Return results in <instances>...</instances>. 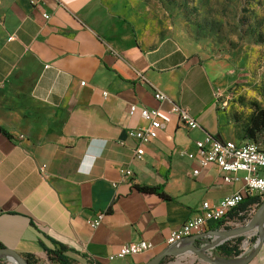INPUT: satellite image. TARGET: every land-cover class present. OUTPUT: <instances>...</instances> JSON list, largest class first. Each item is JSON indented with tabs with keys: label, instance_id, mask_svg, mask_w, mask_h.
Instances as JSON below:
<instances>
[{
	"label": "crops",
	"instance_id": "1",
	"mask_svg": "<svg viewBox=\"0 0 264 264\" xmlns=\"http://www.w3.org/2000/svg\"><path fill=\"white\" fill-rule=\"evenodd\" d=\"M225 67L176 38L144 35L124 0H0L1 246L33 260L59 244L72 264H144L203 202L241 192V180L225 184L218 168L179 154L207 135L264 148V131L250 139L236 104L216 102ZM156 91L199 127L181 124ZM130 106L158 111L149 143L129 136L147 126ZM138 241L153 249L115 257ZM248 264H264V246Z\"/></svg>",
	"mask_w": 264,
	"mask_h": 264
},
{
	"label": "rangeland",
	"instance_id": "2",
	"mask_svg": "<svg viewBox=\"0 0 264 264\" xmlns=\"http://www.w3.org/2000/svg\"><path fill=\"white\" fill-rule=\"evenodd\" d=\"M124 5L138 29L146 36L161 40L176 38L192 45L208 58L226 62L222 78L229 105L236 104L243 117L264 108V0H124ZM258 207H252L244 219L229 221L221 230H235L248 226ZM259 229L229 237L226 241L241 238L240 254L245 257L259 241ZM213 240L208 241L209 244ZM264 246V227L260 250ZM220 256L216 248L200 254L165 258L161 264H210ZM181 258V259H178ZM46 264L45 257L33 260ZM0 264H12L0 258Z\"/></svg>",
	"mask_w": 264,
	"mask_h": 264
},
{
	"label": "built area",
	"instance_id": "3",
	"mask_svg": "<svg viewBox=\"0 0 264 264\" xmlns=\"http://www.w3.org/2000/svg\"><path fill=\"white\" fill-rule=\"evenodd\" d=\"M8 39L11 40V37ZM81 85H84V83H81ZM103 94L106 96V92ZM154 99L161 103H170V113L176 116L177 120L186 128L191 130L199 127L186 108L173 103L164 94L156 91ZM216 102L220 105V109H225L229 105V98L225 94H217ZM135 113L139 114L147 123V126L129 132V136L136 138L139 144L149 143L156 138L158 131L162 128V124L158 118V111L130 106L128 114L134 115ZM143 154L144 151L141 147H137L134 150L136 159H141ZM179 154L186 156L189 160L196 161L199 168L207 166L218 168L222 173V181L225 184L241 180L243 188L241 192L227 196L215 205L203 202L191 219L170 232L166 240V246L179 244L187 237L208 231L209 222H220L246 196L256 195L264 200V174L260 173L264 171V148H260L257 144L253 142L236 144L232 141H222L207 135L203 140L195 142L192 152L186 153L182 151ZM44 168L45 166L39 168L40 173L44 172ZM198 173L199 170H193L192 172L193 175H197ZM240 173L242 174L241 177H239ZM131 175L130 170L122 171L123 178L130 177ZM102 217V214H98L93 220L89 221V227H98ZM228 224L229 222H224L221 227H225ZM152 249L153 246L149 242H133L122 246L115 257H133L147 253ZM110 259H113V257H110Z\"/></svg>",
	"mask_w": 264,
	"mask_h": 264
},
{
	"label": "water",
	"instance_id": "4",
	"mask_svg": "<svg viewBox=\"0 0 264 264\" xmlns=\"http://www.w3.org/2000/svg\"><path fill=\"white\" fill-rule=\"evenodd\" d=\"M255 226L260 231L259 241L256 248L252 250L249 255L245 257H235L231 259H225L220 257L221 260L219 262H217L216 257L213 260L205 258L210 264H248L259 251V244L262 241L264 227V200L258 206V211L254 216V219L248 226L235 230H208L202 234L187 237L183 239L179 244L166 246L162 251L155 254L144 264H161L162 261L167 257L177 258L190 253L199 255L200 250L206 251L209 248H216L218 245L222 244L223 242H226L229 237L240 235L241 233ZM210 240H213V242L205 244L208 243V241ZM3 257L9 259L12 264H28L25 258L21 257L20 255L11 250H7L4 248L0 249V258Z\"/></svg>",
	"mask_w": 264,
	"mask_h": 264
},
{
	"label": "trees",
	"instance_id": "5",
	"mask_svg": "<svg viewBox=\"0 0 264 264\" xmlns=\"http://www.w3.org/2000/svg\"><path fill=\"white\" fill-rule=\"evenodd\" d=\"M264 131V108L256 109L251 115L246 127V134L250 139L254 138L256 132ZM141 191L148 193H155L157 195L164 196L162 193H158V188L143 187ZM262 199L256 195H249L244 197L241 203L226 214V216L216 224L215 228L220 227L224 222L233 221L234 219H244L245 214L252 208L258 207L262 203ZM241 238H237L235 241H226L216 247L218 255L225 259L235 258L240 254L239 244ZM0 249L3 247L0 244ZM68 250L66 247L59 244H55V248L46 249L43 248V255L45 257L46 264H72L74 262L67 256ZM28 264H34L31 262V258L25 257Z\"/></svg>",
	"mask_w": 264,
	"mask_h": 264
}]
</instances>
